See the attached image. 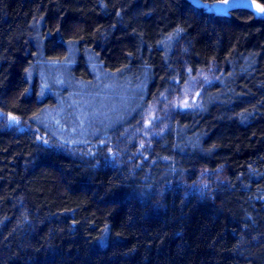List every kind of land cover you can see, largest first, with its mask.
<instances>
[{
	"label": "trees",
	"instance_id": "16d2710c",
	"mask_svg": "<svg viewBox=\"0 0 264 264\" xmlns=\"http://www.w3.org/2000/svg\"><path fill=\"white\" fill-rule=\"evenodd\" d=\"M216 1L0 0V112L23 124L0 122V264H264V17ZM49 64L128 77L140 103L69 144L38 120L63 97ZM192 79L196 106L124 139Z\"/></svg>",
	"mask_w": 264,
	"mask_h": 264
},
{
	"label": "rangeland",
	"instance_id": "374dc122",
	"mask_svg": "<svg viewBox=\"0 0 264 264\" xmlns=\"http://www.w3.org/2000/svg\"><path fill=\"white\" fill-rule=\"evenodd\" d=\"M233 2L243 4L257 15L264 17V11H262L264 8L253 0H233ZM42 76L44 88L49 92L51 88L60 89L58 94L63 97L55 98L56 105L52 100L48 101L51 106L44 108L38 120L42 122L46 133L60 140L65 138L69 144L77 142L89 133L97 134L100 129L123 121L124 116L129 112L132 114L133 109L140 103V85L132 83L128 77L103 73L99 76L97 74L93 82L85 83L75 79L65 64L47 65L42 71ZM196 83L197 79L190 80L180 91L179 98L172 99L169 96L157 99L142 114L139 123L124 134V139L129 143L134 142L140 145L156 134V125L165 117L166 110L196 106L200 93L196 89ZM10 117L15 119L10 120ZM0 122L6 126L23 127L21 120L13 114L0 112ZM126 145L128 144L125 142L124 146ZM125 149H122L120 153L119 150L109 152L110 157L119 159ZM218 178L217 169L203 171L197 188L203 192Z\"/></svg>",
	"mask_w": 264,
	"mask_h": 264
},
{
	"label": "water",
	"instance_id": "95a60500",
	"mask_svg": "<svg viewBox=\"0 0 264 264\" xmlns=\"http://www.w3.org/2000/svg\"><path fill=\"white\" fill-rule=\"evenodd\" d=\"M230 2L228 1V4H224L222 1H216L211 4V9H213L216 12H220L224 10L226 7H228Z\"/></svg>",
	"mask_w": 264,
	"mask_h": 264
},
{
	"label": "snow or ice",
	"instance_id": "6c2138e0",
	"mask_svg": "<svg viewBox=\"0 0 264 264\" xmlns=\"http://www.w3.org/2000/svg\"><path fill=\"white\" fill-rule=\"evenodd\" d=\"M224 4H228V0H223ZM262 11H264V9H262ZM185 106H187V104H185ZM14 117H10V120H14Z\"/></svg>",
	"mask_w": 264,
	"mask_h": 264
}]
</instances>
